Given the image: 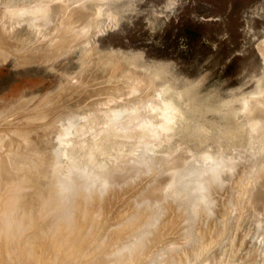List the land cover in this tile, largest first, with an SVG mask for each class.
I'll use <instances>...</instances> for the list:
<instances>
[{"label": "rangeland", "instance_id": "374dc122", "mask_svg": "<svg viewBox=\"0 0 264 264\" xmlns=\"http://www.w3.org/2000/svg\"><path fill=\"white\" fill-rule=\"evenodd\" d=\"M0 32V153L48 175L65 154L102 200L98 243L65 264H264V0H0ZM167 87L197 102L163 128Z\"/></svg>", "mask_w": 264, "mask_h": 264}, {"label": "bare ground", "instance_id": "6f19581e", "mask_svg": "<svg viewBox=\"0 0 264 264\" xmlns=\"http://www.w3.org/2000/svg\"><path fill=\"white\" fill-rule=\"evenodd\" d=\"M66 19V18H65ZM66 22V21H64ZM68 25V24H67ZM74 25V24H73ZM60 26V25H59ZM71 27V26H70ZM76 27V26H75ZM66 28V27H65ZM61 29V28H60ZM60 32V31H59ZM68 32V31H67ZM56 33V32H55ZM61 34V35H60ZM60 34H56L58 36V38L60 36H63L62 33ZM67 34V33H66ZM78 34V32H77ZM80 34V33H79ZM1 32H0V46H1V42L3 40L4 41V37L1 36ZM52 36V35H51ZM68 36V35H67ZM1 37L2 40H1ZM74 37V36H73ZM66 38V37H65ZM64 38V39H65ZM53 39V38H52ZM55 39V38H54ZM61 40V38H59ZM67 39V38H66ZM72 39V38H71ZM58 40V39H57ZM73 40V39H72ZM61 42V41H60ZM56 43V40H55ZM57 43H59L57 41ZM67 43V41H66ZM73 43V42H72ZM4 44V43H3ZM2 47L3 48V45ZM54 44V42H53ZM69 44V43H68ZM12 45V44H11ZM67 45V44H66ZM9 46V45H8ZM7 46V47H8ZM58 46V45H57ZM52 47V46H51ZM6 48V47H5ZM55 48V47H54ZM67 48V47H66ZM4 49V48H3ZM60 49V48H58ZM57 49V50H58ZM2 50V49H1ZM56 50V51H57ZM10 51V50H9ZM6 52V51H5ZM54 52V51H53ZM2 53V52H1ZM31 55V54H30ZM34 55V54H33ZM2 56V55H1ZM0 56V57H1ZM169 88V87H167ZM162 89L160 91H158V96L159 98H161V100L163 99V95L165 94L164 92L170 90V88L168 90ZM186 89L183 91L185 92ZM166 92V94L168 93ZM262 94V93H261ZM166 96V95H164ZM68 98V97H67ZM167 99V98H165ZM170 101V102H167ZM162 102H164L163 106L160 108L161 114L164 117V122L162 127L163 128H168L169 124L171 122H175L178 119H181L183 117L186 116L187 112L192 110V107H194L196 105L197 101H192L190 103V105H184L183 104L179 107L176 106L178 104H175L173 101L167 99L166 101L163 99ZM154 107V106H153ZM158 107V106H157ZM154 109V108H153ZM157 110V108H156ZM159 111V110H158ZM21 113V111H19ZM49 112V111H48ZM18 112L14 113L17 115ZM13 114V115H14ZM19 115V113H18ZM27 115V114H26ZM15 116V115H14ZM13 116V117H14ZM20 119L13 118L12 120H22L24 119V117L26 116H22V114L20 115ZM39 118L37 116H33V118ZM29 118V117H27ZM26 118V119H27ZM29 120V119H28ZM7 121V120H6ZM23 121V120H22ZM4 122V121H3ZM27 121H25L26 127H23L21 123V127L19 126V128L17 127L14 134H16L19 138L22 139V143L24 142L25 144V150H36V144L35 142L30 138L31 134L29 133L30 128H27L29 125H27L26 123ZM110 122V121H109ZM150 122V120H149ZM19 123V122H18ZM111 123V122H110ZM29 124V123H28ZM144 124V123H143ZM6 126V124H5ZM4 126V127H5ZM15 126V125H13ZM36 126V125H34ZM109 126V125H108ZM145 127H149V124L146 123L144 124ZM1 127V126H0ZM12 127V126H11ZM31 127V126H29ZM38 128V127H37ZM112 128V127H111ZM2 129H4L2 127ZM113 129V128H112ZM70 131V129H67V131ZM91 130V129H90ZM117 130V129H116ZM120 130V128L118 129ZM143 130V129H142ZM2 131V130H1ZM5 132V130H3ZM64 131V130H63ZM68 131V132H69ZM168 131V130H167ZM3 132V133H4ZM7 132V131H6ZM66 131L60 135L65 134L66 135H70L69 133ZM107 132V130H106ZM115 132V131H114ZM151 133V130L149 131ZM155 132V131H154ZM164 132V131H163ZM170 132V131H169ZM10 133L12 134V132L10 131ZM9 133V134H10ZM61 133V132H60ZM116 133V132H115ZM165 133V132H164ZM167 133V132H166ZM152 134V133H151ZM157 133L155 132V135ZM0 135H2V132H0ZM7 135V133L5 134V136ZM126 135V134H125ZM153 135V134H152ZM158 135V134H157ZM108 136V135H107ZM151 136V135H150ZM8 137V136H7ZM11 137V136H9ZM63 137V136H62ZM109 137V136H108ZM119 137V136H118ZM4 138V137H3ZM100 138V137H99ZM116 138V137H115ZM5 139V138H4ZM7 140V139H6ZM14 141H16L14 139ZM12 141V142H14ZM20 141V140H19ZM19 141H17L19 143ZM9 142V140H8ZM16 142V143H17ZM15 143V142H14ZM6 145L7 142L5 143ZM11 144V143H10ZM20 144V143H19ZM13 145V143H12ZM22 145V144H21ZM1 146V145H0ZM13 148V147H12ZM15 148H18L15 146ZM11 148L8 149V151ZM23 149V148H22ZM6 150V149H5ZM7 151V150H6ZM5 151V152H6ZM7 151V152H8ZM14 151V149H13ZM22 151V150H21ZM61 151V150H60ZM6 152V153H7ZM11 152V151H10ZM16 152V151H14ZM9 153V154H2L0 153V264H54L53 262H55V264H57V262H63L61 264H65L66 261H68L69 259H73V257L77 256L76 258L78 259V257H82L86 256L85 250H83L85 248V246H89L88 248H91L93 246V244L98 243L95 236V229H96V224L99 222L97 221V215L98 213L101 216V210L98 211V208L101 207L100 205V201L102 202V200H99L100 198V194L97 197H93L92 196L94 194H92V196L90 197L87 192L85 193V190L83 191L82 189L79 188V184L77 182L78 178L74 175L73 173V167L70 168V162L67 158V156H65L64 151H63V157L60 156V163L57 165L56 167V174H52V175H48L47 174V170H48V163H38L39 159L35 162L34 160H32L33 158L29 157L27 155V153H24L25 155H19L16 153ZM4 153V152H3ZM36 153V152H35ZM37 154V153H36ZM31 155V154H30ZM40 156V155H39ZM55 156V155H53ZM39 158V157H38ZM52 157V160L54 161L57 158ZM37 159V158H36ZM46 159V158H45ZM56 161V160H55ZM42 162V160L40 161ZM72 163V162H71ZM50 164V162H49ZM52 164V163H51ZM81 164V163H80ZM69 165V166H68ZM52 166V165H51ZM76 166H80L79 164ZM162 166V165H161ZM50 167V166H49ZM76 168V167H75ZM162 168V167H161ZM55 169V168H54ZM53 169V170H54ZM77 170V169H76ZM79 171V170H78ZM54 173V171H53ZM59 175V176H58ZM143 175V174H141ZM147 175V174H146ZM150 175V173H149ZM123 177V176H122ZM126 178H128L126 176ZM121 179V178H120ZM140 179V178H139ZM62 180V181H61ZM62 182L63 184L59 185V182ZM119 182V179L117 180ZM125 181V178H124ZM129 181V180H128ZM123 180L119 183H122ZM160 182V181H159ZM118 183V184H119ZM129 184V183H128ZM161 184V183H160ZM92 185V184H91ZM125 185V184H123ZM122 185V186H123ZM157 185V184H156ZM155 185V186H156ZM94 186V185H93ZM119 186V185H118ZM88 187V186H87ZM90 187V186H89ZM158 187L159 183H158ZM157 187V188H158ZM161 187H163L161 185ZM92 187H90L91 189ZM95 188V187H94ZM121 188V187H120ZM151 188V187H150ZM84 189V188H83ZM86 189V188H85ZM97 189V188H96ZM117 189V188H116ZM123 189V188H122ZM152 189V188H151ZM89 190V189H87ZM86 190V191H87ZM93 190V188L91 189ZM127 190V189H126ZM157 190V189H156ZM155 190V191H156ZM159 190V189H158ZM169 190V189H168ZM121 191V190H120ZM142 191V189H141ZM146 191V190H145ZM152 191V190H151ZM149 190V192H151ZM154 191V192H155ZM91 191H89L88 193H90ZM92 192H95L92 191ZM91 192V193H92ZM97 192V191H96ZM132 192V191H131ZM154 192H151L152 194H154ZM161 192V191H160ZM98 193V192H97ZM119 193V192H118ZM126 193V192H125ZM148 193V192H147ZM115 194V192H114ZM130 194V193H129ZM157 194V193H156ZM158 194H160L158 192ZM167 195V194H166ZM90 198H89V197ZM142 196V195H141ZM140 196V197H141ZM145 196V195H144ZM147 196V194H146ZM149 196V195H148ZM154 196V195H152ZM151 195L149 197H152ZM157 196V195H156ZM159 196V195H158ZM163 196V195H162ZM135 197V196H134ZM137 197V196H136ZM161 197V195L159 196V198ZM113 198V197H112ZM122 198V197H121ZM120 198V199H121ZM126 198V197H125ZM124 198V199H125ZM145 198V197H143ZM153 198V197H152ZM149 199V200H153L156 199L155 196L153 199ZM172 198V197H171ZM101 199V198H100ZM123 199V201H124ZM133 199V198H132ZM140 199V198H138ZM142 199V198H141ZM147 199V198H146ZM158 199V198H157ZM161 199V198H160ZM158 199V202L159 200ZM167 200V199H166ZM112 201V200H111ZM117 201V200H116ZM119 201V200H118ZM134 201H136V199H134ZM156 201V200H155ZM146 202V201H145ZM144 202V203H145ZM152 202V201H151ZM157 202V201H156ZM162 202V201H160ZM130 203V202H129ZM135 203V202H134ZM143 203V201H142ZM150 203V201H149ZM148 203V204H149ZM164 203V202H163ZM113 204V203H112ZM147 204V203H145ZM152 204V203H151ZM119 205V202H118ZM154 205V204H152ZM145 206V205H144ZM147 206V205H146ZM151 206V205H150ZM157 206V205H155ZM161 206V204H160ZM52 207V208H51ZM103 207V206H102ZM121 207V206H120ZM125 207V206H124ZM130 207V205H129ZM128 207V208H129ZM58 208H64V213L62 216L63 218L61 220H58L56 223H54V219L51 215L52 212L58 210ZM117 208V206H116ZM127 208V209H128ZM133 208V207H132ZM145 208V207H144ZM51 209V210H50ZM120 209V208H119ZM123 209V208H122ZM151 209V208H150ZM149 209V210H150ZM50 210L49 212H46V214L44 213L45 211ZM97 210V211H96ZM115 210V208H114ZM142 210V209H141ZM147 210V209H146ZM62 211V210H61ZM60 211V212H61ZM110 211V210H109ZM127 211V210H126ZM124 211V212H126ZM134 211V209H133ZM101 212V213H100ZM119 212V211H118ZM140 213V211H138ZM137 212V213H138ZM48 213V214H47ZM105 213V212H104ZM113 213V212H112ZM111 213V214H112ZM131 213V212H130ZM134 213V212H133ZM147 213V212H146ZM171 213V212H170ZM61 214V213H60ZM59 214V215H60ZM106 214V213H105ZM125 215V214H123ZM127 215V214H126ZM125 215V216H126ZM139 215V214H138ZM137 215V216H138ZM58 216V215H57ZM108 216V215H107ZM131 216V215H129ZM135 216V215H134ZM136 216V218L131 220H128L127 222L129 223V221H131V223L133 222V220H137L138 217ZM143 216V215H142ZM146 216V215H145ZM173 216V215H172ZM177 216V215H176ZM99 217V216H98ZM123 217V216H122ZM132 217V216H131ZM141 217V216H140ZM119 218V216L117 217ZM121 218V216H120ZM133 218V217H132ZM99 219V218H98ZM101 219V217H100ZM106 219V215L105 218L103 219V221ZM127 219V218H126ZM130 219V218H128ZM140 219V218H139ZM142 219V218H141ZM56 220V219H55ZM119 220V219H118ZM123 220V219H121ZM135 220V221H136ZM145 220V218H144ZM143 220V221H144ZM176 220V219H175ZM97 221V223H96ZM116 221V220H115ZM134 221V224L132 225L131 223L126 224L125 222V226L128 229H132V227L137 226L140 222L137 221V223ZM142 221V220H141ZM147 221V220H145ZM149 221V220H148ZM177 221V220H176ZM101 222V221H100ZM108 224V221H105ZM104 222V225H105ZM110 222V221H109ZM112 222V221H111ZM167 222V220H166ZM52 223H54V227L51 226ZM124 223V220L123 222ZM144 223V222H143ZM171 223V221L169 222ZM103 224V222H102ZM131 224V225H130ZM141 224V222H140ZM145 224V223H144ZM167 224V223H166ZM123 225V224H122ZM123 225V226H124ZM143 225V224H142ZM103 226V225H101ZM118 226V225H117ZM47 227H51L50 229ZM53 227V228H52ZM98 227V226H97ZM120 227V226H119ZM118 227V229H119ZM102 228V227H101ZM106 228V227H105ZM104 228V229H105ZM122 228V226H121ZM160 228V227H159ZM164 228V226H163ZM166 228V226H165ZM126 229V228H124ZM135 229V228H134ZM102 230V229H101ZM137 230V229H136ZM140 230V229H139ZM165 230V229H164ZM97 231V230H96ZM104 231V230H102ZM131 231V230H130ZM134 231V230H133ZM92 232L94 233V237L90 236L89 233ZM118 232V230H117ZM128 232V231H127ZM135 232V231H134ZM164 232V231H163ZM114 233V232H113ZM130 233V232H129ZM136 233V232H135ZM121 234V233H120ZM89 235V236H88ZM97 235V234H96ZM99 235V233H98ZM101 235V233H100ZM128 235V234H127ZM130 235V234H129ZM162 235V234H161ZM92 240H91V238ZM136 237V236H135ZM162 237V236H161ZM87 238H90L87 239ZM94 240V243L91 244V241ZM98 238V237H97ZM102 238V237H101ZM113 238V236L111 237ZM118 238V237H117ZM115 238V239H117ZM126 239V237H124ZM99 239V238H98ZM123 239V240H125ZM88 240V241H87ZM111 240V239H110ZM130 240V239H129ZM155 240V238H154ZM160 240V239H159ZM104 241V240H103ZM115 241V240H114ZM126 241H128L126 239ZM135 241V240H134ZM150 241V240H149ZM87 242V243H86ZM107 243V241H105ZM119 242V240H118ZM117 242V243H118ZM125 242V241H124ZM132 242V241H131ZM137 242V241H136ZM135 242V243H136ZM142 242V241H141ZM112 243V242H111ZM110 243V244H111ZM120 243L122 244V242L120 241ZM155 243V242H154ZM85 246H84V245ZM89 244V245H87ZM91 244V246H90ZM116 244V243H115ZM114 244V245H115ZM120 244V246H122ZM130 244V243H129ZM143 244V243H142ZM153 244V243H152ZM151 244V245H152ZM108 245V244H107ZM112 245V244H111ZM139 245V244H138ZM79 246H83L82 248H80ZM102 246V245H101ZM110 246V245H109ZM113 246V245H112ZM125 246V244H124ZM133 246V245H132ZM142 246V245H141ZM86 247V248H87ZM105 247V245H104ZM118 247V245H117ZM128 247V246H127ZM137 247V245H136ZM140 247V246H139ZM148 247V246H147ZM80 248V249H79ZM87 248V250H89ZM130 248V247H129ZM134 248V247H133ZM176 248V246H175ZM92 249V248H91ZM131 249V248H130ZM171 249V248H170ZM82 252H80V251ZM95 250V249H94ZM97 250V249H96ZM100 250V249H99ZM107 249H105L106 251ZM150 250V249H149ZM91 251V250H90ZM140 251V250H139ZM82 254L80 256V254ZM94 252V251H92ZM137 252V251H136ZM78 255H77V254ZM88 253V252H87ZM99 253V251H98ZM139 253V252H138ZM137 253V255H138ZM92 254V253H91ZM132 254V253H131ZM129 255V254H127ZM133 255V254H132ZM132 255H130V258L133 257ZM136 255V254H135ZM136 255V256H137ZM97 256V255H96ZM100 256V255H99ZM89 257V256H88ZM102 257V256H101ZM138 257V256H137ZM141 259V256H139ZM75 258V259H76ZM85 258V257H84ZM91 258V257H90ZM94 258V255H93ZM118 258V256H117ZM121 257H119L118 260H120ZM124 258V257H122ZM129 258V257H128ZM143 258V257H142ZM80 259V258H79ZM87 259V258H86ZM97 259V258H96ZM101 259V258H99ZM138 259V260H139ZM83 260V258H82ZM117 261H113V262H118ZM127 260V259H125ZM146 260V259H144ZM143 260V261H144ZM73 261V260H72ZM87 261V260H86ZM85 260L83 261V264H87ZM88 261L91 262V260L88 259ZM96 261V260H95ZM105 260H103L104 262ZM121 261V260H120ZM119 261V262H120ZM124 261V260H122ZM120 262L123 264H127L128 262H130L129 260L125 262ZM77 262V261H76ZM75 262V264H76ZM79 262V260H78ZM77 262V263H78ZM82 262V261H81ZM97 262V261H96ZM98 262H100L98 260ZM97 262V263H98ZM132 262V261H131ZM140 262V261H138ZM142 262V261H141ZM145 262V261H144ZM143 262V263H144ZM175 261H173L172 264H174ZM68 263V262H67ZM95 262H93L94 264ZM178 263V262H177ZM79 264V263H78ZM81 264V263H80ZM100 264V263H99ZM119 264V263H117ZM138 264V263H137ZM140 264V263H139Z\"/></svg>", "mask_w": 264, "mask_h": 264}]
</instances>
